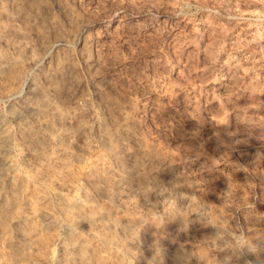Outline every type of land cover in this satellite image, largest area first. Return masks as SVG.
<instances>
[{
	"label": "rangeland",
	"instance_id": "obj_1",
	"mask_svg": "<svg viewBox=\"0 0 264 264\" xmlns=\"http://www.w3.org/2000/svg\"><path fill=\"white\" fill-rule=\"evenodd\" d=\"M0 264H264V0H0Z\"/></svg>",
	"mask_w": 264,
	"mask_h": 264
}]
</instances>
